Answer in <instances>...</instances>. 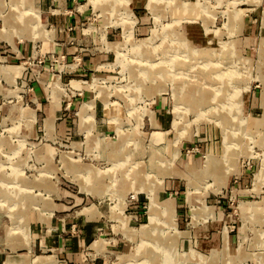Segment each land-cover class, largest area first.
I'll list each match as a JSON object with an SVG mask.
<instances>
[{
  "label": "rangeland",
  "instance_id": "rangeland-1",
  "mask_svg": "<svg viewBox=\"0 0 264 264\" xmlns=\"http://www.w3.org/2000/svg\"><path fill=\"white\" fill-rule=\"evenodd\" d=\"M54 202L77 259L29 245ZM0 250L264 264V0H0Z\"/></svg>",
  "mask_w": 264,
  "mask_h": 264
},
{
  "label": "crops",
  "instance_id": "crops-1",
  "mask_svg": "<svg viewBox=\"0 0 264 264\" xmlns=\"http://www.w3.org/2000/svg\"><path fill=\"white\" fill-rule=\"evenodd\" d=\"M48 101L49 104L46 107L47 113L49 114L48 117L51 116L52 114L56 116L58 113L57 111L60 110L61 108L59 109V106H57L56 109L53 110L51 100ZM54 204H55V209L53 210L52 214H54L55 212V216L51 215L49 220H43L41 211L39 213V211L35 210L32 206H30V208L28 209L29 220H30V225L29 224L27 225L30 234L28 241L29 245H32V247L33 245L39 246L41 248L49 247L54 252L57 251L58 253H65L67 257H70L71 259L73 258L77 259L78 258L77 256L80 255L79 253L81 251V248L87 245V243H89V241L95 236L97 227L99 225L98 223L99 215H97V217H92L90 214H87L88 218L87 217L75 218L74 214L72 213L63 214L65 208L67 207L66 205L64 206L57 202L56 203L54 202ZM80 213H84V212H80ZM42 224H45L46 226L45 230L40 229ZM16 228H20V227L16 225L15 229ZM30 228H32V230H30ZM6 239L8 245H10L9 248L11 249H13L11 246H12V242L14 241V245L17 246V248L13 249L14 251L18 249L20 250L24 249L30 251V249L28 248L19 247L21 246V244H23L22 242L24 239L22 237L20 238V236L17 235L10 238L9 235L7 234ZM98 240H102V239H98ZM95 241L96 239L93 242ZM24 253H26L30 257L34 256L29 254L28 251L20 253L16 256L13 255L7 256L6 254L3 253V251L0 250V264H24L23 261L26 259L25 258L26 255L24 256ZM51 256H54L55 258L57 257L56 254Z\"/></svg>",
  "mask_w": 264,
  "mask_h": 264
}]
</instances>
